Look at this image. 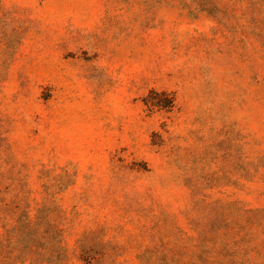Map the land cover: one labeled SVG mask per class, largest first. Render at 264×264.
<instances>
[{
  "label": "rangeland",
  "instance_id": "1",
  "mask_svg": "<svg viewBox=\"0 0 264 264\" xmlns=\"http://www.w3.org/2000/svg\"><path fill=\"white\" fill-rule=\"evenodd\" d=\"M0 264H264V0H0Z\"/></svg>",
  "mask_w": 264,
  "mask_h": 264
},
{
  "label": "trees",
  "instance_id": "2",
  "mask_svg": "<svg viewBox=\"0 0 264 264\" xmlns=\"http://www.w3.org/2000/svg\"><path fill=\"white\" fill-rule=\"evenodd\" d=\"M154 92H156V91H154ZM156 94L158 95V92H156ZM162 94H166V93H163L162 92ZM171 102H173V99L170 100V103ZM146 104L149 105V106H162V107H164V106H170V105H168L169 103H164L163 101H150V103H148V101H147Z\"/></svg>",
  "mask_w": 264,
  "mask_h": 264
}]
</instances>
